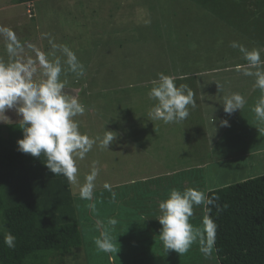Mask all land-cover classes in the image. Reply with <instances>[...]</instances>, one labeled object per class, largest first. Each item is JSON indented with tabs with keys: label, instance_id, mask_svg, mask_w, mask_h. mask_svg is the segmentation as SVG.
Masks as SVG:
<instances>
[{
	"label": "rangeland",
	"instance_id": "1",
	"mask_svg": "<svg viewBox=\"0 0 264 264\" xmlns=\"http://www.w3.org/2000/svg\"><path fill=\"white\" fill-rule=\"evenodd\" d=\"M18 1L0 0V5ZM26 1L28 3L22 8L25 11L26 6L31 5V17L27 10L24 13L19 7H15L12 8L15 18H10L9 21L12 24H21L22 30L29 27L35 33H12L16 39L25 35L24 42L29 46L25 47L16 59L31 58L37 61L38 76L36 50L45 53L49 60H54L61 53L54 49L52 44L67 45L84 68L83 75L78 76L68 71L67 65H63L64 71L60 77L65 87H69L78 102L85 107L84 115L75 117L80 132L96 138L102 137L106 129L116 135L109 150L101 148L98 141L83 160L77 159V183H70L71 194L77 199L80 198L79 186L83 184L85 175L90 172L95 162L99 174L90 202L94 200L93 203H97L94 206L96 209L91 208V215L96 213L91 218L98 234L92 229H86V219L81 222L82 227L86 229L83 232L84 242L97 249L89 253V258L86 256L87 264H165V260L155 262L156 258L163 254V257H174L175 251L165 252L159 239L162 225L153 211L155 203L151 204L152 200L143 196L153 194L147 190V186L155 189L160 183V180L149 178L157 176L165 181L173 177L175 171H179L185 175L184 181L189 184V188L206 191L207 188L257 176L264 173V132L262 138L259 135L260 138L255 141L249 138L244 142L248 132L250 136H258V119L253 111L257 102L255 95L243 96L246 103L241 109L242 116L229 115L227 120L230 127H223L222 132L212 127L204 116L209 110L210 115L213 114L212 106H217L220 101L223 103V93L221 100L213 99L211 94H205L201 98L194 95L196 107L189 106V116L180 123L150 121L149 112L156 104V101L148 96L153 87L151 78L155 77L158 66L163 63L160 57L165 47L170 54L180 41L177 33H184V27L188 32L195 30L196 34L190 42L195 48H206L207 36L201 33H225L224 45L231 43V38H234L233 41L247 47L249 38L243 36L246 33L230 36L229 30H224L237 19L224 21L223 25L217 24L215 28L202 26L210 14L203 10L198 12V7L188 5L187 0ZM190 7L195 15H190ZM173 9L178 19L173 18ZM0 13L2 25L5 23V15L2 11ZM222 14L224 12L213 19L217 22V18L222 17ZM204 15L207 16L203 17ZM156 33H174V37L166 36L160 39V35ZM214 39L217 42L222 41V35H216ZM235 50L231 46H222L215 51V55L211 54V61L210 58L204 57V62L200 64L202 67L209 64L218 66L220 62L228 63L230 58L232 62L240 63L242 56ZM183 53L186 58L182 60L188 64L189 70H199V58L190 56L188 50ZM222 53L223 61L220 60ZM4 58L5 55L0 56V60ZM6 59L9 61L8 55ZM211 76L214 81L215 73ZM238 76L237 73L235 77ZM184 82L190 83L189 80ZM230 84H234L233 90L239 87L250 92L255 90V82L243 81V77L234 78L232 82L219 88L225 93L227 85ZM5 115L11 123L21 119L15 109L7 110ZM221 119L224 118L218 119L217 122ZM137 131L141 132L139 137ZM134 132L136 137L131 138L130 135ZM243 132L244 134H241ZM128 140H131V146L135 150L137 148V152L129 150ZM197 166H200V169ZM187 168L191 169L185 171ZM153 170L160 171L151 174ZM120 182L126 183L124 194L121 186L114 190L105 187V184L112 187ZM136 182H139L143 191L129 188L133 183L137 184ZM182 188L185 190L184 186ZM105 190L115 196L113 206L106 204L104 198L101 202L97 200L106 196ZM121 199L127 203L121 205ZM193 212H199V208L194 207ZM110 218L117 220L115 226L108 223ZM97 221L101 222L102 227L98 226ZM102 230L107 231L112 238L114 250L110 253L101 251L95 244ZM90 231L92 237L89 238ZM142 234L146 237L144 242L141 241Z\"/></svg>",
	"mask_w": 264,
	"mask_h": 264
},
{
	"label": "trees",
	"instance_id": "2",
	"mask_svg": "<svg viewBox=\"0 0 264 264\" xmlns=\"http://www.w3.org/2000/svg\"><path fill=\"white\" fill-rule=\"evenodd\" d=\"M19 1L25 2L26 0ZM187 3L192 7H198V12L203 10L210 14L209 18L206 17L207 15L203 16L207 20L202 25L204 27L215 28L217 24L223 25L224 21L237 19L235 23L228 24L224 30H229L230 36H237L238 30L244 31L246 34L243 36L249 38L247 48L259 49L261 57L264 59V1H253L252 5L250 2L247 3V0H187ZM174 5H176L175 1ZM192 10L193 8L190 7V15L194 14ZM173 12V18H176L174 9ZM222 12L224 14L221 15L222 17H218L216 22L213 18ZM254 13L257 14L249 20V17ZM247 23H249V27H247ZM257 26L259 29H255ZM182 30L184 33H177L180 41L177 42L170 54L165 47V51L160 57L163 63L158 66L155 77L151 78V81L158 79L159 73H164L173 76L177 86L187 85L194 95H198L200 98L205 94L206 96L211 94L213 99L221 100L222 93L223 97L231 93L245 96L248 91L240 87L237 88L239 90H233L234 84L227 85L225 93L219 88L221 85L226 86V83L232 82L234 78L243 77V81L253 80L255 82V77L245 76L234 70L235 65L246 63L243 58L240 63H234L230 58L228 63L221 64L220 62L218 66L209 64L202 67L200 64L202 61L204 62V57L210 58L211 61L213 58L211 54L215 55V51L220 47L231 45V43L223 44L225 33H201L207 36L204 49L195 48L190 43L196 34L195 30L188 32L189 30L185 27ZM156 34L160 35V39L166 36L174 37V33ZM216 35H222V41L217 42L214 39ZM231 39L233 42L234 38ZM179 42L190 52V56L199 58L197 61L200 65L198 66L199 70H189L188 64L182 60L186 58L183 53L186 50L180 47ZM233 50L235 49L233 48ZM227 55L229 54L227 53ZM223 59L222 53L220 60L223 61ZM211 73H215L216 82L212 81ZM237 73L239 76L235 77ZM188 80L190 83L184 82ZM254 92V99L258 100L261 95L260 90L256 88ZM212 107L214 108L213 114L210 115L209 110V113L204 114V117L208 119V123H211L212 127L218 128V131L222 132L223 127L217 120L227 119L229 115L223 111L221 101L217 106ZM235 115L241 117V110L234 112L233 116ZM20 126L19 122L0 123V264H87L86 256L89 258V253L97 249L84 242L83 232L86 229H92L98 234L97 227L93 225L91 218L96 214L91 215V208L97 203L94 204V200L90 202V200L74 197L71 194L70 182L62 175L51 173L43 163V155L41 158H37L18 151L17 141L23 138ZM256 131L257 137L254 134L250 136L248 132V137L244 142H247L249 138L254 141L256 138H262L259 135L263 134L264 125H257ZM140 133L137 131L138 137ZM133 134L130 135L131 138L136 137L135 132ZM253 140L252 142H254ZM130 141L128 140L127 147L130 146V151L137 152V148L135 150ZM197 167L200 169V166ZM191 168L185 171H189ZM160 170H153L151 174L158 173ZM174 174L173 177L165 181L164 178L151 176L149 179L160 180L159 185L155 189L145 186L153 194L148 193L143 196L151 199V204L155 203L153 211L156 212V216L159 215V202L166 199L171 190L183 191L182 186L185 189L189 188V184L184 181L185 175L179 171H175ZM136 183L131 184L132 187L129 188L143 191L139 182ZM116 184L118 185L107 188L114 190L117 186H121L124 194L126 183ZM204 192L214 200L212 205L207 206L209 209L207 215L216 225L215 241L210 252L205 255L201 251L198 239L186 253L174 252V257L159 255L155 262L165 260V264H264V173L230 184L207 188ZM104 193L106 196L97 200L101 202L104 198L106 204L113 206L115 196L109 190ZM120 203L124 205L127 201L121 199ZM94 208L96 209V207ZM198 208L199 212H193L190 223L203 231L205 206L201 205ZM83 219L88 221L87 224H84L86 229L82 227ZM9 232L15 237L14 247H8L4 243V236ZM90 237H92L91 231L89 232ZM145 238L143 236L141 241L144 242ZM107 261L109 262L110 259Z\"/></svg>",
	"mask_w": 264,
	"mask_h": 264
},
{
	"label": "clouds",
	"instance_id": "3",
	"mask_svg": "<svg viewBox=\"0 0 264 264\" xmlns=\"http://www.w3.org/2000/svg\"><path fill=\"white\" fill-rule=\"evenodd\" d=\"M30 7L31 5L27 7L29 16L32 15ZM0 32L8 40L6 50L9 56L8 62L0 60V122L11 123L5 113L9 109H15L21 117L19 123L23 132V138L17 141L18 151L37 158L43 155V163L51 173L64 176L70 183H77V159L83 160L98 141L101 148L109 150V146L116 139V135L106 129L102 137L96 138H91L79 130L75 117L84 115L85 107L78 102L75 94L64 91L66 87L60 77L64 71L63 65H67L68 71L78 76L83 75V64L67 45L53 43L52 47L58 49L61 55L49 60L45 53L36 50L39 67L37 76V61L31 58L16 59L23 51L22 45L7 30L0 29ZM230 46L238 49L246 61L244 64L235 65L234 70L245 76L255 77L254 86L260 90L261 95L253 111L256 118L264 123V59L261 52L236 41L231 42ZM152 85L148 96L156 104L149 112L150 121L180 123L189 116V106L196 107L192 90L185 84L177 86L173 77L159 73L158 79L153 80ZM245 103L246 100L241 94L231 93L223 97V111L231 115L241 110ZM213 121L214 117L212 123ZM219 123L222 127H230L227 119H221ZM98 174L99 169L93 162L90 172L79 186L81 199L93 198ZM105 187L109 186L105 184ZM213 203V198L195 188L183 191L173 189L166 199L159 202V215L156 219L162 225L159 239L165 252L174 250L179 254L186 253L198 239L201 251L205 255L210 252L215 241L216 225L207 215V206ZM201 205L205 206L206 214L203 231L190 223L194 207ZM108 223L115 226L117 220L110 218ZM97 224L102 227L100 221ZM14 241L15 237L10 232L4 236V243L8 247H14ZM95 244L103 252L110 253L114 250L112 238L105 230L101 231Z\"/></svg>",
	"mask_w": 264,
	"mask_h": 264
},
{
	"label": "crops",
	"instance_id": "4",
	"mask_svg": "<svg viewBox=\"0 0 264 264\" xmlns=\"http://www.w3.org/2000/svg\"><path fill=\"white\" fill-rule=\"evenodd\" d=\"M253 1H258V0H247V3H249L250 2V4L252 5V2ZM261 1H264V0H261ZM28 2L27 1H18V2H16V3H9V4H6V3H4V4H1L0 5V11H2V13L5 15V18L3 19V20H5L4 22L5 23H3L2 25H0V29H5V30H7L8 32H10V33H35L34 31H32V29H30L29 27H28V29H24V30H22L23 29V26L21 25V24H19V23H14V24H12L9 20H10V18H15V11H12V8H15V7H19L20 9V11H22V12H26V10H27V6H26V9H25V11H24V9L22 8L23 7V5H26ZM251 5H249V6H251ZM248 8V7H247ZM240 14H242L243 15V13H240ZM257 13H254L253 14V16H251V17H249V20L251 19V18H254L255 17V15H256ZM0 15H1V13H0ZM7 16V17H6ZM253 26H254V24H252ZM246 26V25H245ZM259 26V25H258ZM258 26L257 27H255V29H259V28H261V26H259V28H258ZM27 27V26H26ZM247 27H249V23H247ZM248 29H250V28H248ZM261 30V29H260ZM262 31V30H261ZM241 33H245L244 31H240ZM1 33H3V32H0V56L1 55H5V58L4 59H2L3 61H7V59H6V56L8 55V53H7V50H6V46H7V43H8V40H7V38H6V36L5 35H2ZM16 38V37H15ZM25 38H26V36L25 35H21V36H18V39H16L21 45H22V47H23V49L25 48V47H29V46H27L26 45V43L24 42V40H25ZM23 40V41H22ZM28 45H30V43L28 44ZM5 61V62H6ZM8 62V61H7ZM255 88V90H256V87H254ZM255 90H252L251 92H250V90H248V93L246 94V95H254L255 94ZM245 95V94H244ZM226 116V115H225ZM264 125V123H262V122H260L259 120L257 121V125ZM261 136V135H260ZM263 148H264V146H262ZM187 169H189V168H187ZM187 169H185V170H187ZM144 179V178H143Z\"/></svg>",
	"mask_w": 264,
	"mask_h": 264
},
{
	"label": "water",
	"instance_id": "5",
	"mask_svg": "<svg viewBox=\"0 0 264 264\" xmlns=\"http://www.w3.org/2000/svg\"><path fill=\"white\" fill-rule=\"evenodd\" d=\"M64 91H66V92H68L70 94H73V91L69 87H66V89Z\"/></svg>",
	"mask_w": 264,
	"mask_h": 264
}]
</instances>
